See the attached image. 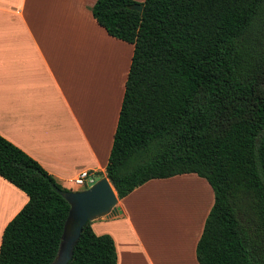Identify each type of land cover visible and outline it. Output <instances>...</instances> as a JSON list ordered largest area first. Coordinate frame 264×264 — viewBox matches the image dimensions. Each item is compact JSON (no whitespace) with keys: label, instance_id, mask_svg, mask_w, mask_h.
<instances>
[{"label":"trees","instance_id":"1","mask_svg":"<svg viewBox=\"0 0 264 264\" xmlns=\"http://www.w3.org/2000/svg\"><path fill=\"white\" fill-rule=\"evenodd\" d=\"M92 14L135 47L106 169L118 198L196 174L215 195L198 263L264 264V0H98ZM0 176L29 197L0 264H52L72 190L1 134ZM92 225L69 264H118L113 237Z\"/></svg>","mask_w":264,"mask_h":264},{"label":"crops","instance_id":"2","mask_svg":"<svg viewBox=\"0 0 264 264\" xmlns=\"http://www.w3.org/2000/svg\"><path fill=\"white\" fill-rule=\"evenodd\" d=\"M97 1L0 0V134L69 190L82 170L106 177L135 49L98 24L92 14ZM181 177L151 180L119 199L122 214L115 218L134 224L135 216L139 225L130 200ZM182 185L174 183L182 190L183 205L174 206L180 219L174 218L164 241L157 237L158 244L151 246L141 239L138 247L124 245L121 254L112 236L118 264H199L197 244L214 201L204 216L193 215L194 189ZM28 201L26 193L0 176V245L7 225ZM207 206L208 200L202 211ZM184 233L188 240L180 237Z\"/></svg>","mask_w":264,"mask_h":264},{"label":"rangeland","instance_id":"3","mask_svg":"<svg viewBox=\"0 0 264 264\" xmlns=\"http://www.w3.org/2000/svg\"><path fill=\"white\" fill-rule=\"evenodd\" d=\"M183 176L185 177H181L179 180L173 183L171 182L163 187H153L152 189L147 188L145 194L141 196V199L140 195L137 194L139 197L136 198L135 201L134 198L130 200L135 208V214L142 220V222L138 223L139 225H137L138 220L135 216L134 224H131V222L129 224L127 220L128 218L121 217L111 220H96L93 222L95 223L94 230L97 233H106L110 236H116L118 245L121 248V254L124 252L122 251L124 245L129 244L130 246V244H133V247H138L141 244V239L148 241V243L145 241L143 242L151 246L158 244V242H154V239L156 240L157 237L159 240L162 239V241H164L166 232H170V229L173 228L174 218L177 220L180 219V217L175 216L176 213H178V209L174 208V206L179 207L180 205H183L180 194L182 190L178 188L181 186L175 187L174 183H183L182 187H191V189H194L190 196V209L193 215H196L195 213L198 211L204 216L206 212L209 211L212 201H215L214 191L206 179L201 178L196 174H186ZM101 178L102 177L99 175L98 180ZM194 178L198 180L195 181L193 180ZM82 189V187L74 186L72 191H80ZM207 200L209 206H207V209L204 212L202 211V208ZM186 209H188V207ZM190 209L188 210L189 212ZM159 212L162 213L160 216H158ZM184 234L182 236L180 235V237L182 240L184 237L188 240L187 234ZM194 237H190L191 240H194ZM159 243L163 244L161 242Z\"/></svg>","mask_w":264,"mask_h":264},{"label":"water","instance_id":"4","mask_svg":"<svg viewBox=\"0 0 264 264\" xmlns=\"http://www.w3.org/2000/svg\"><path fill=\"white\" fill-rule=\"evenodd\" d=\"M133 10L143 12V6L134 5ZM65 199L70 205V212L58 255L52 264H69L88 222L109 220L122 214L117 191L107 177L101 178L87 190L65 194Z\"/></svg>","mask_w":264,"mask_h":264},{"label":"built area","instance_id":"5","mask_svg":"<svg viewBox=\"0 0 264 264\" xmlns=\"http://www.w3.org/2000/svg\"><path fill=\"white\" fill-rule=\"evenodd\" d=\"M99 174L92 170H82L73 180L77 187H82V190H87L93 187L99 180ZM80 190V191H82Z\"/></svg>","mask_w":264,"mask_h":264}]
</instances>
